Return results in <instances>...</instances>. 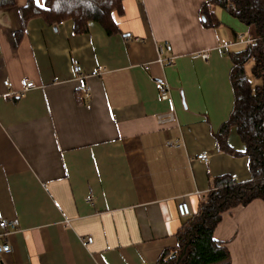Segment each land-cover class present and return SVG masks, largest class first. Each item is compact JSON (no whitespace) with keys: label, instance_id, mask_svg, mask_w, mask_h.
Wrapping results in <instances>:
<instances>
[{"label":"crops","instance_id":"crops-1","mask_svg":"<svg viewBox=\"0 0 264 264\" xmlns=\"http://www.w3.org/2000/svg\"><path fill=\"white\" fill-rule=\"evenodd\" d=\"M15 1L0 6V221L19 226L0 264H159L179 250L181 200L194 214L214 177L252 179L236 127L228 142L240 154L220 150L216 133L234 107L230 53L256 41L255 26L221 7L206 26L209 0H123L118 32L90 21L77 33L72 19L24 24L30 0ZM23 78L35 86L20 95ZM169 111L175 121L159 124ZM213 235L230 264H264V200L223 213Z\"/></svg>","mask_w":264,"mask_h":264},{"label":"trees","instance_id":"trees-1","mask_svg":"<svg viewBox=\"0 0 264 264\" xmlns=\"http://www.w3.org/2000/svg\"><path fill=\"white\" fill-rule=\"evenodd\" d=\"M0 6L14 7L16 1L0 0ZM215 7L224 8L257 30L254 43L230 53L234 107L228 120L216 133L220 150L240 154L228 142L231 128L236 127L245 144L243 153L250 160L252 179L237 182L227 174L214 177L211 189L199 203L198 211L178 232L179 250L164 252L159 264H230V251L214 238L215 228L223 213L255 199L264 200V0H209L200 9L206 26L219 24L212 10ZM115 11L123 12V0H45L44 7L30 0L20 9L24 24L35 17H43L51 24L72 19L75 32L83 33L88 31L90 21H96L110 35L118 32ZM251 60L252 74L261 80V84L253 85L247 75L246 64Z\"/></svg>","mask_w":264,"mask_h":264},{"label":"built area","instance_id":"built-area-1","mask_svg":"<svg viewBox=\"0 0 264 264\" xmlns=\"http://www.w3.org/2000/svg\"><path fill=\"white\" fill-rule=\"evenodd\" d=\"M165 47L167 48L168 51H171L172 47L169 43H166ZM163 61L167 63H173V57H169L164 59ZM71 63L73 65L74 72L79 76V77H84L83 74V67L81 66L79 60L72 56L71 57ZM4 84L8 87H12V83L9 81H5ZM22 85V90L19 92V94H23L24 91L27 89H30L35 86L34 81L28 78H23L21 81ZM158 89L161 93V98L162 99H167L169 96V87L168 85L160 81L157 83ZM14 92L11 91L10 94H13ZM175 121V114L173 111L165 112L160 115H158V122L161 125L165 124H171ZM170 145L172 146H177L178 144L169 142ZM198 159H202L204 161L208 160V155L206 153H201L197 155ZM177 210L178 214L181 218L183 219H189L193 215V211L191 209V206L186 200H181L178 205H177ZM19 226V220L17 218L10 219V220H1L0 221V227L3 230V232L0 234V253L5 254L11 251V245H9L6 241L5 238L9 234L10 230L16 229ZM83 242L85 244H91L93 242V237L89 236L86 239H83Z\"/></svg>","mask_w":264,"mask_h":264},{"label":"water","instance_id":"water-1","mask_svg":"<svg viewBox=\"0 0 264 264\" xmlns=\"http://www.w3.org/2000/svg\"><path fill=\"white\" fill-rule=\"evenodd\" d=\"M116 14H117V11H115L114 16H115ZM185 250H186V249H184V252H185ZM184 252L182 253V255L184 254Z\"/></svg>","mask_w":264,"mask_h":264},{"label":"snow or ice","instance_id":"snow-or-ice-1","mask_svg":"<svg viewBox=\"0 0 264 264\" xmlns=\"http://www.w3.org/2000/svg\"><path fill=\"white\" fill-rule=\"evenodd\" d=\"M38 2H39V0H38Z\"/></svg>","mask_w":264,"mask_h":264}]
</instances>
